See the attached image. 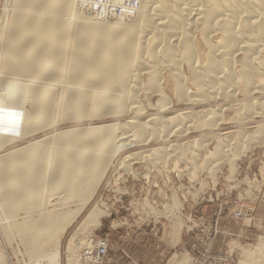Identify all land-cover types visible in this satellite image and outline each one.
<instances>
[{
  "label": "bare ground",
  "instance_id": "6f19581e",
  "mask_svg": "<svg viewBox=\"0 0 264 264\" xmlns=\"http://www.w3.org/2000/svg\"><path fill=\"white\" fill-rule=\"evenodd\" d=\"M84 4L88 9H81L77 0H14L20 11L12 14L8 25L0 29V42L8 33L3 71L8 78L28 83L3 80L0 151L12 142L45 131L52 123L79 122L90 103L87 104L91 95L87 96L86 87L101 93L94 111L99 117L144 112L142 97L147 102L157 99L153 110L163 112L172 105L170 93L180 106L204 107L214 102L220 107L202 112L191 108L153 120L140 118L123 124L61 130L53 136V142L46 136L1 155L0 204H7V213L28 212L34 207L32 200L40 198L44 157L49 147L51 153L57 148L56 168L46 176L51 180V191L65 196L55 200L53 206L79 205L54 213L47 209L48 205L41 204L34 207L38 209L36 215L30 214L28 221L16 224L21 242L38 260L37 264H59L56 252L64 236L61 234L80 217L114 157L128 146L149 139L160 141L173 133L185 136L187 131L196 130L197 121L204 118L220 121L229 100L236 102L233 107L239 112L240 121L264 117V0H85ZM27 10L33 16L24 15ZM3 11L7 13V9ZM66 80L75 89L68 90L62 101L56 98L54 88L40 85L43 81H54L63 89ZM57 111L60 116L54 115ZM215 120L202 123V127L213 128L217 125ZM255 129L250 134L239 129L235 136L216 135L217 151L210 152L213 159L208 158L220 164L223 152L219 150L230 147L233 141H237V147L245 145L243 139L262 134L264 124ZM206 140H194L188 145L202 148L209 141ZM182 147V144L168 145L161 151L147 150L144 156L155 153L153 161L161 163L168 156L171 161H185L188 152L185 154ZM194 151L189 154L192 161H197L202 154ZM239 151H235L236 159L241 155ZM132 157L133 161L142 160L137 155ZM123 165L117 168L130 169V164ZM104 213L94 208L82 226L99 225ZM46 240L54 245L52 252L42 251ZM105 242L98 244L95 255L87 256L85 261L102 263L104 258L99 252L107 248ZM259 248L264 249V243Z\"/></svg>",
  "mask_w": 264,
  "mask_h": 264
},
{
  "label": "rangeland",
  "instance_id": "374dc122",
  "mask_svg": "<svg viewBox=\"0 0 264 264\" xmlns=\"http://www.w3.org/2000/svg\"><path fill=\"white\" fill-rule=\"evenodd\" d=\"M4 9H7V13L6 11H3ZM28 10L24 11L23 14L33 16L30 12H28ZM19 11L18 7L16 8L14 5V0H0V23L3 24H0V29L6 24L8 25L12 14L18 13ZM67 22L71 23V20H68ZM7 35L8 33H5L3 37L4 39L0 42V58L2 59V61L0 60V90L3 87V80L28 83V81H20L17 78H8L3 71ZM1 52L3 54H1ZM145 81L146 79H144V82ZM43 82H41L40 85L48 88L52 87L54 88V91H57V93L55 92V96L57 94L56 98L60 101L65 98L68 90L75 89V87H70L73 86V84H70L69 80L65 81L63 89L54 81H47L49 83H46V81ZM86 89L87 90H85V92L89 94L87 96L89 97L91 95L87 102V104L90 102L87 105L85 115L87 117L84 116L79 120V122L78 120L77 122L72 120L64 123L60 121L56 124L52 123V126L46 127L47 130L45 129V131L41 130L40 132L29 135V137L27 136L23 140L21 139V141L17 140L12 142L5 149H3L4 151H0V156L13 152L15 149L17 150L32 142L44 139L46 136L49 137L51 142H53V136L61 130H81L89 126H96L100 124H123L140 118L153 120L155 117L160 115L165 116L168 114L169 116H172L177 112L182 113L191 110V108H194L197 112H202L204 109L212 110L220 107L218 103L214 102L211 104L209 103L204 107L187 105L180 106L175 104V97L168 92L170 93L169 97L172 105L165 110L166 112H162L157 109L153 110L152 106L156 104L157 99L153 98L147 102L148 100H145L142 97L141 102L146 106V108H144V112L142 111L137 114L130 112V114L126 113L127 115L124 114L116 117H99V115H96L94 111L98 105V98L101 93H99L98 90L94 91L89 87H86ZM228 102L229 104L224 106V114L222 115L224 119L221 117V120L224 121L221 122V124L219 123L221 121L220 119V121H217L218 119H211V117L210 120L209 118H204L203 121L199 120L201 121V124H206L208 121L215 120V123L217 124L216 126H218H214L216 128L213 127L205 130V128L202 127L203 124L200 125V122L197 121V124L199 125L198 127L201 128L197 127L194 131H187L189 133L186 132L187 134L185 133V136H179L184 135V133L179 135L176 133L178 136L173 133L170 134L168 138L162 137L163 139H160V141L149 139L150 141L148 140L147 142L141 144L128 146L125 150L119 152V154L114 157L113 162L107 171L106 177L97 189L93 199L86 206L80 217L64 234H61L64 236L59 242V248L56 252L59 257V264H68V262L71 264H91L88 261L86 262L84 259L88 256L87 253H89L90 249L95 251L98 244L104 243L105 241V244H107L110 249V253L105 259V263L103 260L102 263L93 264H110V254L113 257L120 259V264H146L147 259L144 256L145 253L138 254L136 249L132 246L135 235L139 233L140 236L143 237L137 240V242H141L143 240L144 242L145 240L149 241L156 236L153 244L156 245V249L158 250L162 248V244L164 243H162V239L160 238H162L164 231L167 230H169L171 234H177V237H179L182 233L185 238H183V242L180 245H170L171 250H166L169 253L167 258L158 254L161 259L159 260V264H167L168 259L170 260L169 264H264V249L259 248V245L264 243V218H260V216H258L259 205L264 203V132L262 134H252L253 137L248 136V138L243 139L245 145L247 144L246 146L242 145L237 147V141H233L230 147L223 148L225 151L221 148L222 150L220 149L219 151H222L223 155L221 157V161L219 162L220 164L217 165L216 163H218V161L210 160L213 159L212 154L217 151V136L224 138L228 133H232L235 136L236 131L239 129L248 131L250 134L251 132L256 131L255 128H257V126L264 124V117L255 118V121H240L239 112H235L236 109L233 107L236 102L234 100H229ZM149 105H151L150 108ZM56 113L60 116L58 111L55 112L54 115H56ZM136 115L138 116L136 117ZM83 119L84 121H82ZM203 139H207L209 141L205 144L203 143L204 145H202V148H199L198 145L194 144L193 147L191 146L193 148L192 149L188 145L190 144L189 142L194 140L201 141ZM174 144H182L184 153L186 154L188 152V155L186 154L185 161H171L172 157L170 158L168 156L167 158L162 159L165 163L164 161L161 163L160 161H153L156 160L155 158L157 157L155 153H152L151 157L148 155L144 156V153L147 150L155 149L161 151L162 147ZM48 149L49 150H47L44 157V167L46 169H43V172L45 173H43L44 177L41 184V193L38 194V197L40 198L38 199L35 197L34 200H32L34 202V207H39V205L45 204L48 205L47 209L54 213L78 208L79 205L77 204V206L68 205L69 207H64L65 205L63 203H59L58 205L53 206L55 200L58 198L62 199L65 196L61 192L53 193L51 191V180L46 175L48 173H52L56 168L55 162L57 148L55 147L53 149V153H51L50 147ZM193 151L198 154H202L200 155V159H197V161H192L190 157L191 153L189 154V152ZM235 151H239L241 154L237 157V159L234 155L236 154ZM210 152L212 154H210ZM141 153H143L144 157L142 155L139 156ZM51 154L53 156H51ZM133 155H135V157L137 155L142 160H139L140 162H137L136 160L133 161ZM153 155H156V157L154 158ZM128 156H131L132 158ZM51 157L52 161L50 159ZM128 158H131L133 162H131L130 159L128 160ZM148 160L149 162H147ZM122 161L123 163L125 161L124 165L128 166V164H130L129 168L131 170L128 169L130 172L126 169H124L125 171L118 169L120 166L122 167ZM196 162L199 164L198 166H196L197 164H194ZM153 164L156 165V168ZM148 169L149 171H147ZM120 190L122 192H119ZM1 197L0 192V200ZM78 201L79 200H77V202ZM37 203L38 206L36 205ZM6 206L7 204L5 202H1L0 264H37L38 260L28 253L26 247L21 242V239L16 232V224H22L28 221V216H30V214L36 215L38 209L33 207L32 210L28 212L22 211L17 214H10L6 212L9 211ZM94 208H99L105 212L100 224L95 227H83L82 225L85 218ZM216 210L217 212H215ZM212 212L215 213L211 218L204 217ZM239 213H242V215ZM7 214L8 218L5 216ZM227 214L234 221H244L250 219L254 221L253 223H255V229H252L251 236L249 237L250 240L247 237L237 234L238 236H235V239L229 242L228 246H226L227 240L223 235L232 236L233 233H224L223 229L219 227V219L223 215L227 216ZM241 216H243L241 219H234V217L238 218ZM201 217L205 218V223L207 225L212 224L211 221L216 222L219 229V231H217L215 242H213L210 248H208V252L213 259L210 262L201 261L195 257V255L199 256L197 253H201L198 249L199 247L200 249L207 251L205 244H207V239L211 232L210 226V228L205 229L204 233L201 234L200 241L196 242L194 233L205 227L204 221L200 219ZM150 234L155 236H151ZM163 241H166V239L164 238ZM53 249L54 245L50 242V240H46L44 246L42 247V251L45 250V253L52 252ZM193 249L194 251L192 252ZM146 250L147 249H145V252H147ZM160 251L162 252V250ZM40 257L41 252L38 255V258ZM40 264H42V262H40Z\"/></svg>",
  "mask_w": 264,
  "mask_h": 264
},
{
  "label": "crops",
  "instance_id": "0c3cea01",
  "mask_svg": "<svg viewBox=\"0 0 264 264\" xmlns=\"http://www.w3.org/2000/svg\"><path fill=\"white\" fill-rule=\"evenodd\" d=\"M258 210H259L258 216H260V218H264V203L259 205ZM215 212H217V210ZM215 212H212L209 215L204 216V217H210L211 218ZM204 215H206V214H204ZM253 222L254 221L252 219L244 220V221H234L228 214H227V216L226 215L221 216L219 219V227L221 229H223L224 233H226V232H232L233 233L232 236L225 235V234L223 235L224 238H226V240H227L226 246H228L229 242H231L233 239H235V236L236 237L238 236L237 234H240L241 236L247 237L249 239V237L251 236L252 229L255 226V223H253ZM143 233H145V232H143ZM150 235L155 236L153 234H150ZM155 237H153V239H150L149 241L145 240V242H144V240H143L141 242H137V240H139L140 238H143L138 233L135 235L134 241L132 242L133 243L132 246L136 249L138 254H144L145 253L144 256L147 259L146 264H159V260H161V259L159 258L158 254H161L162 256L167 258L169 256V253L166 250H168V251L171 250L170 245H177V244L180 245L183 242V238H185L182 233L180 234L179 237H177V234L176 235L171 234L169 232V230L164 231L162 238H160V239H162V243L163 242L164 243L162 244V248L157 250L156 245L153 244V242H155V240H154ZM164 238L166 239V241H163ZM157 239L159 240L158 237H157ZM222 241H224V240H222ZM145 249H147L146 250L147 252H145ZM160 250H162V252ZM164 260H166V259H164ZM169 261L170 260L168 259L167 264H169ZM110 264H120V259L115 258L110 254Z\"/></svg>",
  "mask_w": 264,
  "mask_h": 264
},
{
  "label": "built area",
  "instance_id": "2783aa9c",
  "mask_svg": "<svg viewBox=\"0 0 264 264\" xmlns=\"http://www.w3.org/2000/svg\"><path fill=\"white\" fill-rule=\"evenodd\" d=\"M84 1L85 0H77V2L79 4V6L81 7V9L86 10V9H88V7L84 4ZM242 217L243 216L238 217V218H235L234 217V219L237 220V219H241ZM200 219L204 221V226L205 227L203 229L198 230L196 233H194L195 234L196 241H200L201 234L204 233L205 229L210 228V226H211V232H210V235H209V237L207 239V244H205V247L207 248L206 249L207 251H204V250L200 249V247H199L198 249L200 250L201 253H197L199 256H196L195 255V257L197 259L201 260V261H206V262L209 261L210 262L213 259H212V257L210 256V254L208 252L209 251L208 248H210V246L213 244V242H215L216 237H217V231H219V229H218V226H217V223L216 222L211 221L212 224L207 225L205 223V218L201 217ZM213 223H214V225H213ZM193 251H194V249L192 250V252ZM99 253L104 258V263H105V259L107 258V256L110 253L109 246H107V248L102 249ZM87 255H88V257H90V255L91 256H94L95 255V251L93 249H90L89 250V253H87ZM89 263L93 264V260H91Z\"/></svg>",
  "mask_w": 264,
  "mask_h": 264
}]
</instances>
